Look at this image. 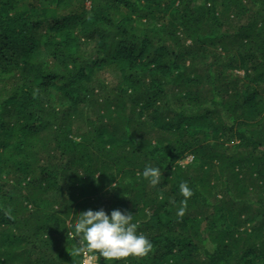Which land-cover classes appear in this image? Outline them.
<instances>
[{"label": "trees", "instance_id": "trees-1", "mask_svg": "<svg viewBox=\"0 0 264 264\" xmlns=\"http://www.w3.org/2000/svg\"><path fill=\"white\" fill-rule=\"evenodd\" d=\"M100 208L152 248L92 264H264V0H0V264Z\"/></svg>", "mask_w": 264, "mask_h": 264}, {"label": "clouds", "instance_id": "clouds-1", "mask_svg": "<svg viewBox=\"0 0 264 264\" xmlns=\"http://www.w3.org/2000/svg\"><path fill=\"white\" fill-rule=\"evenodd\" d=\"M139 177L155 187L161 181V169L158 166L145 165ZM115 187V185H113ZM179 192L187 199L192 195L186 182H181ZM160 199H164L160 194ZM183 207L177 209V215H183ZM140 221L133 222V214L127 209H112L108 213L103 208L86 209L67 222V234L75 239L70 252L72 257H85L84 264H92L94 256L115 261L128 256L143 257L152 248L151 241L137 232ZM90 254V255H89Z\"/></svg>", "mask_w": 264, "mask_h": 264}, {"label": "rangeland", "instance_id": "rangeland-1", "mask_svg": "<svg viewBox=\"0 0 264 264\" xmlns=\"http://www.w3.org/2000/svg\"><path fill=\"white\" fill-rule=\"evenodd\" d=\"M191 159H192V156H191V155H187L186 158H184L183 160H180V161L178 162V164H180V165L183 166L184 164H186L187 162H189ZM197 161H198V160H197ZM92 262H96V259H95L94 256L92 257Z\"/></svg>", "mask_w": 264, "mask_h": 264}]
</instances>
